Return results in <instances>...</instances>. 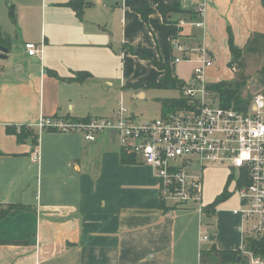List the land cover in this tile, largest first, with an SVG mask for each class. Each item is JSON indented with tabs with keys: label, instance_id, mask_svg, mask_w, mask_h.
Segmentation results:
<instances>
[{
	"label": "crops",
	"instance_id": "0c3cea01",
	"mask_svg": "<svg viewBox=\"0 0 264 264\" xmlns=\"http://www.w3.org/2000/svg\"><path fill=\"white\" fill-rule=\"evenodd\" d=\"M70 1L0 0L1 32L21 47L43 44L37 56H27L24 47L18 52L22 61L12 63L14 75L0 62V206L21 207L0 218V264H201L200 251L211 243L218 251L242 250L244 223L232 212L236 208L224 206L229 199L207 220L193 205L162 202L152 168L134 155V164L122 163L124 152L111 135L87 142L78 134L29 126L41 118H109L97 109L113 116L117 109L99 104L118 90L144 98L163 74L152 61L168 65L179 79L183 62L174 58L183 54L172 49L174 40L205 47L212 63L228 69V30L242 56L264 41V0H83L80 18ZM161 3L195 15L172 14L164 23L153 13L145 23L133 11ZM203 3L204 28H195L191 22L199 20ZM189 55L197 66V55ZM132 67L141 72L132 75ZM78 72L90 77L66 80ZM134 84L141 87L125 88ZM21 127L37 134L35 144L18 143L7 131ZM203 228L210 240L205 244Z\"/></svg>",
	"mask_w": 264,
	"mask_h": 264
},
{
	"label": "built area",
	"instance_id": "2783aa9c",
	"mask_svg": "<svg viewBox=\"0 0 264 264\" xmlns=\"http://www.w3.org/2000/svg\"><path fill=\"white\" fill-rule=\"evenodd\" d=\"M199 20L191 22L204 28L205 4L199 6ZM183 24V23H182ZM27 56L42 53L43 44L24 43ZM172 49L183 54L174 63L190 61L197 55L194 83L182 87V97L190 108L175 110L143 125H136L128 111L120 106L113 118H89L69 121L41 118L29 126L39 130L78 134L87 142H95L101 134L113 135V141L126 154L149 166L159 182L162 202L202 206V171L205 166H226L230 181L239 194V206L232 212L249 224L246 236L264 235V93L251 97L245 112L223 109L207 90L204 74L212 58L203 46L188 48L177 40ZM38 160V153L32 161ZM195 170H191L192 167ZM242 183L237 188L238 183ZM245 236V237H246ZM207 229L201 230V242L208 243ZM248 264H264V260L243 252Z\"/></svg>",
	"mask_w": 264,
	"mask_h": 264
},
{
	"label": "trees",
	"instance_id": "16d2710c",
	"mask_svg": "<svg viewBox=\"0 0 264 264\" xmlns=\"http://www.w3.org/2000/svg\"><path fill=\"white\" fill-rule=\"evenodd\" d=\"M67 6L71 8L77 17H81L84 8L87 6L83 0H72L67 3ZM136 12L141 20L145 23L148 21V17L150 14L157 13L162 17L164 23L170 22V18L172 14H183L188 13L191 14V18L194 17L195 14L191 12L182 11L177 5H168L165 3L158 4L156 7H149L148 5H144L142 8L133 9ZM10 19L14 21L13 10L10 8L8 12ZM227 45L230 52V60L227 63V67L230 71H234L233 66L235 65L239 70L244 68V62L242 57V50L238 49L233 44V39L230 31H227ZM0 46L9 49V39L6 35H4L0 30ZM254 50V49H251ZM132 54H135L133 50L130 49ZM253 52V51H250ZM143 58V57H142ZM154 67L163 71L162 76L156 81L151 83L148 88L150 89H159V90H168L179 88L180 92L183 83H180L176 77L172 76L170 68L168 65L163 64L160 61H152ZM50 75H57L48 71ZM239 76L232 80H221L215 83H208L206 85L207 90L217 99L218 105L223 109H234L245 112L247 110L249 101L251 100V96L249 94H245L244 89L247 86L248 77L243 73V70L240 71ZM259 74L264 76V64L259 71ZM90 75L86 72H78L74 77L70 79H66L68 81L73 82H83L88 79ZM135 88L138 89L141 87L140 84L127 85L125 88ZM161 110L162 111H175L183 108H190L188 100L181 96L174 99L161 100L160 101ZM8 132H11L15 135L18 143H24L27 139H30L34 142L37 141V134L34 133L32 129H27L26 127H21L18 131L15 129H7ZM134 156L130 154L122 153V163L124 164H134L135 160ZM232 180V177L227 179V182L222 190V192L215 197L212 203L206 205L203 209L204 217L207 220H211L215 215L216 207L229 199L230 193L227 189L228 183ZM242 183L237 184V188H240ZM0 218L4 217L9 211L13 209H19L21 207L15 205H8L6 207L0 206ZM163 210H166L163 207ZM209 225V224H206ZM243 249L240 251H218L214 244L208 245L205 249L200 251V263L201 264H248L247 261L238 262L237 258L242 255V252H249L254 257H259L264 260V235L263 236H246L243 239Z\"/></svg>",
	"mask_w": 264,
	"mask_h": 264
},
{
	"label": "rangeland",
	"instance_id": "374dc122",
	"mask_svg": "<svg viewBox=\"0 0 264 264\" xmlns=\"http://www.w3.org/2000/svg\"><path fill=\"white\" fill-rule=\"evenodd\" d=\"M9 45L10 54L8 56V59L0 60V62L3 63L4 69L7 70V72L5 71L7 75H14V68L17 67V65L15 66L12 63L22 61V56L19 53L23 51V45L21 47L19 40L15 39L14 37L13 39L9 40ZM253 45L257 46L258 49H255L254 46L248 47L246 49L245 53L242 56L243 58H241L244 62V68L239 70V72L243 70V73L248 77L247 86L244 89L243 93L249 94L251 97L257 93H264V76L259 74V71L264 64V41L255 42V44ZM249 49L254 50H252L253 52L249 53ZM175 55H177V58H182L181 54L179 53H176ZM192 59L193 60L189 62L182 61L183 63L178 64V81H180V83H183L185 86L194 83V69L198 65L195 66V58L192 57ZM208 68L210 69V74H208V76H205L204 78L207 83L218 82L220 80H232L234 78L236 79L239 76V74H237L239 73L238 69L235 65L233 66L234 71H230L229 68V70L226 69L225 65L218 60L213 61L211 65H208L206 67V69ZM130 70L132 75L141 72V69L133 67ZM113 92V95L110 98L108 97L104 103H100L98 107L109 106V108L118 109L120 106H123L128 111V115L132 117L133 122L136 123V125H143L161 117L163 114L171 113L172 111L161 110L160 101L174 99L181 96V92L178 87L168 90L146 89V95L144 98L133 97L132 90H128L124 94L120 90ZM97 111L104 114V117L113 118V116L110 115V112L104 111L102 109H97ZM115 146L118 147V144H115ZM191 170H195V167L193 166ZM230 174L231 171L228 170L226 166H205L204 170L202 171L203 204L207 203L208 200H210V195L212 196L218 186L222 184L223 187V185L226 184ZM227 189L230 193V197L228 202L225 203L224 206L228 205L229 207L237 208L239 203L238 190L235 189L234 185L231 182L228 183ZM248 229L249 224L244 223L245 234L248 233ZM241 256H245L244 253H242Z\"/></svg>",
	"mask_w": 264,
	"mask_h": 264
},
{
	"label": "water",
	"instance_id": "95a60500",
	"mask_svg": "<svg viewBox=\"0 0 264 264\" xmlns=\"http://www.w3.org/2000/svg\"><path fill=\"white\" fill-rule=\"evenodd\" d=\"M9 54H10V48L7 49V48H4V47L0 46V60H7ZM113 135H114V132L111 133V138L112 139H113ZM245 260H246V258L244 256H239L237 258L238 262H243Z\"/></svg>",
	"mask_w": 264,
	"mask_h": 264
}]
</instances>
